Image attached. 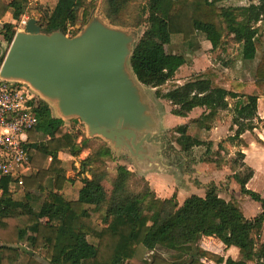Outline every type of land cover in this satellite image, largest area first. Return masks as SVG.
Returning a JSON list of instances; mask_svg holds the SVG:
<instances>
[{"label": "trees", "instance_id": "16d2710c", "mask_svg": "<svg viewBox=\"0 0 264 264\" xmlns=\"http://www.w3.org/2000/svg\"><path fill=\"white\" fill-rule=\"evenodd\" d=\"M87 1L57 0L51 13L40 16L43 31L70 32L80 21L81 10H88ZM132 1L104 0L106 17L113 24L126 26L124 15ZM224 1L147 0L131 25L146 23L153 31L180 36L183 43L201 33L212 50L222 46L228 36L239 44L243 60H254L262 52L254 75L256 88L264 92V32L259 25L264 21V4L226 6ZM30 3L31 0H0V20L10 15L14 21H21L23 15L32 14ZM14 28L13 22L6 21L2 26L1 34L9 45L16 34ZM186 63L185 54L143 41L135 45L130 58L138 79L156 88V95L172 104L174 115L186 117L194 108L205 107L206 116L213 118L229 108L230 98L238 99L233 108L236 129L231 140L245 145L241 136L258 127L255 119L259 117V92H237L236 83L228 89L202 75L160 92V87ZM35 111L39 121L29 131L27 144L30 172L23 176L18 190L11 187L13 177L5 176L0 181V264L19 262L21 253L27 255L23 264H45L36 256L43 251L49 264H130L141 248L156 251L151 261L142 264H264V197L260 193L242 189L261 204L262 210L252 218L242 217L234 203L220 196L215 184L208 186L205 196L193 194L180 205L176 193L170 198L158 197L145 178L136 180L142 188L133 190L137 174L125 164L117 165L109 191L103 184L108 171L99 168L105 158L112 156V149L104 143L93 153L94 162L101 164L91 171V178H86L93 186L92 195L82 200L63 157L78 145V134L65 129L64 120L52 114L45 100L39 98ZM175 131L181 138L186 137L185 141H177L187 153L205 144L192 136L189 124L178 125ZM90 142L85 137L83 145ZM48 181L50 188L46 186ZM36 191L43 194L42 206L52 210L49 222L42 221L32 204L39 199ZM86 205L103 214L102 224L88 219L90 210ZM202 236L216 238L227 248L237 247L238 258L204 248L198 243ZM89 237L96 241L95 245L89 243ZM161 248L176 251V259L164 257L159 252ZM181 254L188 258L179 260Z\"/></svg>", "mask_w": 264, "mask_h": 264}, {"label": "water", "instance_id": "95a60500", "mask_svg": "<svg viewBox=\"0 0 264 264\" xmlns=\"http://www.w3.org/2000/svg\"><path fill=\"white\" fill-rule=\"evenodd\" d=\"M80 30L75 36L61 29L45 32L39 19L29 18L10 44L0 79L26 83L43 100L56 101L59 118L78 117L90 136L128 150L141 167L177 154L161 130L157 105L145 95L147 85L130 65V34L98 15ZM152 142L160 144V154L152 153Z\"/></svg>", "mask_w": 264, "mask_h": 264}, {"label": "rangeland", "instance_id": "374dc122", "mask_svg": "<svg viewBox=\"0 0 264 264\" xmlns=\"http://www.w3.org/2000/svg\"><path fill=\"white\" fill-rule=\"evenodd\" d=\"M146 1L147 0L132 1L131 5L128 7L124 15V19L128 22V24L125 26L116 25L109 21L104 12V0H88L87 2L90 3L88 5V10L86 11V9H84L83 17H81V10L80 21L77 23L76 26L72 27L70 32H68L66 35H78L81 32L80 29L86 27L88 25V22L95 15H98L99 19L103 21L106 25L122 29L128 34H130V36L133 38L131 42V45L133 46H135L139 41H143L146 43L162 45L169 52L185 54L187 63L184 64L177 71L173 79L169 80L166 84L160 87L159 90L162 93L167 92L168 90L174 88L176 85L185 83L186 81L197 75L210 77L214 80L216 84L222 86H230L231 84L235 83L234 81L236 79L239 80L240 78H243V80L247 84V87L252 85L255 79L254 74L256 65L253 60H249L251 62L247 61L246 63H243L246 60L241 59V57L239 56V47L234 41H232L231 37H225L224 44L216 50H212L211 45L207 41L205 35L201 33H199L191 41L183 43L180 36L168 35L165 33L153 31L146 23L136 27L131 25L135 22L136 17L141 14L142 8ZM252 1L254 0H226L222 4L226 6H232L239 4H249ZM55 6L56 5L54 0H44L43 3L31 0V3L28 7L33 12L31 15H26L30 16L29 18L35 17L40 19V16L46 15L47 13H51ZM16 26L18 27V25ZM79 26L81 27L79 28ZM74 29H77L78 31L74 32ZM15 31L16 33L18 32V30ZM246 91H249V88L243 90V92ZM155 92L156 88L147 86L145 95L147 98H152V100L157 105V110L160 111L162 124L161 130L165 131L166 137L169 138L170 148H174L181 152V154L175 156L170 155L169 160H171L173 163L179 164V166L183 170L186 165L191 168L193 161L198 162L201 159L202 162H207L208 164H210V166L206 170L207 172L215 171L218 169L220 171L222 169L223 171L221 170L222 172L219 173L218 177L224 178L226 180H231L232 177H235L236 183L234 184V187L236 186V190L234 191V193L230 192L228 198L238 197L239 199L242 198L241 200H245L241 201L242 205L241 203H239V205L234 200L233 202L232 200L230 201L238 207V211L240 212V215H242V217L251 218L256 212V207L253 201H251L254 199L250 195L243 193L242 189L245 188L246 190L255 191L260 193L261 196H264V175H261V173H257L256 169L247 165V163L245 162L247 155L245 152L242 151V149H240L242 152L239 150H234L232 153L228 152L225 154L221 152V148L230 151L229 146L235 144L231 139L233 134L235 133L236 126L233 124V117L232 119L229 117V114H232L234 107L228 108L230 109L229 111L225 109L221 110L219 115H217L218 117L214 118L213 120H208V118L207 120H205L207 121L206 125L209 126L207 129L212 127L214 121H222V123H224L225 125L224 133L216 134V140L214 142H209L211 143V145L208 144L194 147L190 155H187L184 152L181 143L177 141L181 138L180 133L175 131V128L180 124L181 121L179 119H174V116L172 114V104H170L167 99L158 97ZM229 101L232 102V99L230 98ZM46 102L49 104L52 110V114L54 116H61L60 112H58L57 110L58 108L56 101L47 100ZM205 117L208 116L203 114L202 118L205 119ZM192 118L193 117H191V119L189 120L187 119V122L189 124V130H195L197 128V122H192ZM63 120L64 127L66 130L78 134V145L66 151V153L63 154V157L65 159V165L69 171L68 176L71 182L73 183V186L75 188H78L80 185L84 187L82 189L84 200L88 199L92 195V187H90L91 185H89V183L87 182V173H90L91 176V171L101 164L94 162L93 153L96 152L98 148L104 143H107L108 146L112 149V156L110 158H105L103 163L99 167L106 168L108 171V178L103 182L105 188L110 191L112 187L111 180L115 177L117 172V165L119 164L127 165L129 169L134 170L137 174V179L133 181L132 189L135 191H139L142 188L141 185L136 183V180H139L144 177L139 171H136L137 169L133 164L134 161L128 150H123L119 152L118 149L115 148L114 144H112L109 140L105 139L104 137L100 135L90 136L89 127L78 117H66L63 118ZM257 122H259V127L264 126V121H258V119H255V123ZM192 136L198 137L200 136V134H196V132H194ZM85 137L91 140V142L87 146L83 145V140ZM185 138L186 137H182L181 140L185 141ZM256 138L257 135L249 134L250 142H255L254 148L257 147L256 142H258V139L256 140ZM147 143L148 142L145 143L146 146L149 145ZM150 144L153 148L152 153L160 154V144H158L157 142H152ZM85 153H88V155H86ZM248 154V162L253 163L255 165L256 163H258V169L262 173H264V164L260 163L261 161H258L256 159L257 154L254 152H249ZM189 157L192 158V161L188 159ZM262 159L264 161V158ZM76 162H78V164L80 165V169H78ZM184 177L185 176H181L182 180H184ZM192 178L198 180L199 174L194 173L192 175ZM81 180H83V182H80ZM185 181H187V179H185ZM46 186L47 188H50L52 186L51 181H48L46 183ZM18 189L20 188H16V190ZM36 193L39 199L35 200L32 204L34 205L37 212L41 215L42 221L49 222L52 210L48 206H42L43 194L38 191H36ZM246 202H249L251 205ZM256 203L258 204L259 208H261V204L257 201ZM86 208L90 210V217L88 219L98 225L102 224L100 212H96L94 208L89 205H86ZM237 217L240 216L237 215ZM89 239L92 242V237H89ZM198 243L202 245L200 243V240ZM142 250H145V248H142ZM142 250L139 251L138 255L136 256V259L134 258L132 264H136L138 262L136 261L137 259L142 262V259L140 257L143 253ZM160 250H163V248H161ZM176 254L177 252L175 251L172 255L166 257L169 260L176 259ZM36 256L43 263L49 264L45 257V251L37 254ZM187 258L188 256H184L183 254H181L180 258L178 259L184 260ZM26 259L27 255L25 253H21L20 261L15 264H23Z\"/></svg>", "mask_w": 264, "mask_h": 264}, {"label": "crops", "instance_id": "0c3cea01", "mask_svg": "<svg viewBox=\"0 0 264 264\" xmlns=\"http://www.w3.org/2000/svg\"><path fill=\"white\" fill-rule=\"evenodd\" d=\"M5 1H9V0H5ZM34 1L40 2V3L44 2V0H34ZM54 2L56 5L57 0H54ZM252 2L257 3L258 5L264 4V0H254ZM25 17L29 18L28 15H23L22 19ZM6 21L15 23V28H14L15 30L17 27L16 25L20 24L18 27V31L25 27V25L20 23V21H14L12 19V16H10V15L7 16L4 20H0V68H1V65L4 61L3 59L5 58L7 51L9 49L8 42L5 40L4 36L1 34L2 26ZM259 25L261 26V31L264 32V21L260 22ZM237 45L239 47V44H237ZM261 55L262 54L260 52L258 54V57L253 60L256 66L260 60L259 56L261 57ZM247 61L251 62L249 60H246L243 63H246ZM255 69H256V67H255ZM234 82L237 84L236 85L237 86L236 87L237 92L244 93L243 90L246 88H249V91H246L245 93H252L254 91L259 92V99H258V116L259 117H258V121H264V92L260 93V91L256 88L255 79H254L252 85L249 87H247V84L243 80V78L242 79L240 78L239 80L236 79ZM231 85L230 86L226 85L225 87L230 89L232 87ZM231 99H232V102L229 101L230 102L229 108L237 106V100L238 99H234V98H231ZM232 103H234V104H232ZM225 110L229 111L230 109H225ZM207 113H208V111L205 107H196L186 117L174 115L173 113L172 114H173L175 120L179 119L181 121L179 125L188 124L187 121L189 119H191V117H193L192 120L196 119V121H194V122H197V128L195 130H193V133L196 132V134L197 133L200 134V136H198L196 138L205 142V144H202V145H208V144L211 145V143H209V142H214L216 140V134L224 133L225 125H224V123H222V121L221 122L220 121H217V122L214 121L213 122L214 124H212V127L207 129L209 126L206 125L207 121H205V120H207V118H208V120H213L214 118H217L218 117L217 115H219L220 112L213 118H211V117H205V119L202 118V115L203 114L207 115ZM159 116H160V113H159ZM229 117L232 119L233 111H232V114L231 113L229 114ZM229 117H228V119H229ZM197 119H198V121H197ZM160 120H161V116H160ZM256 124L258 127L254 131H252V132L247 131L241 136V138L245 142V145H244V143L239 144L237 141H233L235 144L229 146L230 151H227V149L225 150V149L221 148V152L225 154L228 152L232 153L234 150L241 151L240 149H242V151L245 152L247 155L246 159H245V162L247 163V165L256 169L257 173H259V174L261 173V175L262 174L264 175V173H262L258 169V166H257L258 163H256V165H255L253 163L248 162V157H249L248 153L254 152L257 154L256 159L258 161H261L260 163L264 164V161L262 159V158H264V126L259 127V125H258L259 122H257ZM161 127H162V124H161ZM249 134L257 135L256 140L258 139V142H256L257 143L256 148L258 150L256 148H254L255 142H250ZM230 135H232V134H230ZM202 145H199V146H202ZM194 147H198V146H194ZM194 147L191 149L190 152H188V153L185 151L184 152L187 155H190V153L192 152ZM237 148H239V149H237ZM260 148H263V149H260ZM170 149H174V148H170ZM176 151L178 153L172 154L171 156L181 154V152H179L178 150H176ZM169 158H170V156H165V159H163V160L156 159V160L150 161V163H149L150 166L145 165V167L139 166L138 163H136L135 161L133 163L137 169L136 171H139L142 174V176L149 182L150 186L155 191V193L158 197L170 198L171 196H173L176 193L178 202L180 205H182L184 203L185 199L187 197L193 195V194H197L199 196H205L208 186L211 184H215L219 189L220 196L223 197L224 199H226L227 201L232 200V202H233V200H234L238 204L241 203V205H242L241 201H245V200H241L242 198L239 199L238 197L228 198L230 192L234 193V191L236 190V186L234 187V184L236 183V181H235L236 179H235V177H232L231 180H226L224 178L218 177L219 173L223 171L222 169H221L222 171L221 170L219 171V169H218L215 171H208L207 172L206 170L208 169L210 164H208L207 162H202L200 159L198 162L193 161L191 168H189V166L186 165L185 168L182 170L181 167L179 166V164L173 163L171 160H169ZM188 159L190 161H192V158L189 157ZM190 170H191V172H190ZM132 171H134V170H132ZM29 172H30V169L27 168L26 173L28 174ZM194 173L199 174L198 180L192 178V175ZM89 175H90V173H89ZM181 176H185L187 178L184 177V180H182ZM87 178L89 179V178H91V176H88ZM185 179H187V181H185ZM80 182H83V180H81ZM89 185H91V184H89ZM90 187H93V186L91 185ZM83 188L84 187L82 185H80L78 187V191H80L79 196L82 200H84L83 190H82ZM251 201H253V203L256 207V212L252 216V217H254L262 210V207L259 208L256 201H254V200H251ZM246 203H249V202H246ZM100 215H101L100 217L103 220V214L101 212H100ZM262 240L264 241V232L262 235ZM89 243L95 245L96 241L93 239L91 242V240L89 239ZM200 243L203 245L204 248H206L212 252H215L217 254L223 255L225 257L230 256V257L236 259L239 256V249L237 247L232 246L230 248H227L225 244H223L220 240H218L216 238H213L210 236H202L200 239ZM141 250H142V248L140 249V251ZM142 251H143V253L140 256L142 259V262L151 261L153 256L156 254V251L152 250V249H146L145 248V250H142ZM159 252H161V254L164 257L172 255L174 253V251H169L167 249H163ZM135 259H136V257H135ZM133 260L134 259L129 261V263L132 264ZM136 261H138L137 262L138 264L142 263L138 259ZM210 264H214V263H210ZM248 264H254V263L249 262Z\"/></svg>", "mask_w": 264, "mask_h": 264}, {"label": "built area", "instance_id": "2783aa9c", "mask_svg": "<svg viewBox=\"0 0 264 264\" xmlns=\"http://www.w3.org/2000/svg\"><path fill=\"white\" fill-rule=\"evenodd\" d=\"M28 19L25 17L20 23L25 25ZM39 98L26 83L0 79V181L5 176L13 177L14 190L22 188L23 176L29 168L27 144L29 131L39 121L35 111ZM76 165L80 169L78 162Z\"/></svg>", "mask_w": 264, "mask_h": 264}]
</instances>
